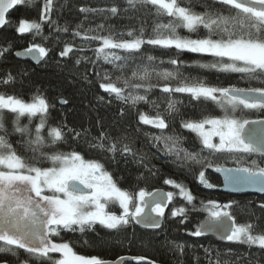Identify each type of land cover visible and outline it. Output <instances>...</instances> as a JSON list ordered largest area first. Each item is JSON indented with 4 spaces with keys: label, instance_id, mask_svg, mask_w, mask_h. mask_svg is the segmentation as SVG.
Here are the masks:
<instances>
[{
    "label": "snow or ice",
    "instance_id": "1",
    "mask_svg": "<svg viewBox=\"0 0 264 264\" xmlns=\"http://www.w3.org/2000/svg\"><path fill=\"white\" fill-rule=\"evenodd\" d=\"M39 19L48 23L49 27H55L57 32H69V27L58 26V20L53 19V12H59L63 8L62 3L54 5V0H39ZM156 4L157 0H149ZM243 9H254L255 16L251 17L254 26L264 25V0H237ZM38 0H0V29H12L17 35L32 34L41 36L43 25L36 20L29 21L20 18L14 21L10 12L18 6L35 7ZM124 7L113 3L107 7L92 8L80 7L78 10L86 16L100 14L106 19L123 18L122 13L135 10L138 6L136 0H123ZM175 0H166V6L174 5ZM212 4L231 6V0H212ZM179 11L188 21V30L203 22L206 14L211 23H223L227 25L233 21L224 13L218 16L213 13L211 7L200 15H188L185 8ZM110 13L111 15H105ZM100 28L108 29V35L95 36V29L90 37L84 33L85 41H100L101 46L94 49L98 60L112 65L114 69L123 73L129 66V61H134L136 53H140L145 44L162 46L175 49L178 54L169 60L170 63L181 66L179 59L181 53H192L199 56L213 58L211 62L195 64L202 70H214L220 73H239L250 80H261L264 83V62L259 60L250 62L249 67H239L235 63L218 64L220 49L234 47L239 43H248L254 47L264 49V42L257 41H231L220 40L214 37L200 39L180 40L175 43H163L159 41L142 39H119L125 33H114L111 25L100 24ZM207 27V26H206ZM73 33L81 37L82 25L76 26ZM126 35L132 37L131 31ZM45 40L47 36L43 37ZM123 50L129 55H114L110 50ZM9 48H0V58H6ZM74 51L72 44H67L60 51L61 57H69ZM83 51V48L79 49ZM38 52L41 56H47L46 48L33 44L26 49V53ZM16 55H19L17 52ZM226 58V57H225ZM81 56L75 60V64H81L82 60H88ZM147 60H153L151 55ZM93 67L95 65L93 64ZM19 75L27 76L28 73L21 70ZM176 74L165 72L163 76L168 79ZM132 79L145 81L150 73L145 68L139 70V65L130 74ZM85 80L88 79L86 75ZM15 77L8 74L0 83L7 85L13 82ZM98 87L109 97H114L123 104L135 107L137 104L152 103L149 93L152 86L134 85L130 87V80L122 75H113L104 72ZM143 90V93H141ZM162 92L166 101V110L157 111L155 117L139 114L137 123L151 125L160 130L158 135H152L153 145H163L164 155L174 157L177 161H187L190 164L200 165L198 171L199 183L213 189L216 185L206 179V170L213 169L223 176V188L232 192L254 190L264 194V119L249 120L243 115H238V110L258 109L264 111V99H253L259 96L264 98V86L252 88H238L211 85L198 77H181L175 87L162 86ZM175 94H187L189 105L193 107L201 105L205 101L214 102L222 111V115L204 116V118L188 117L182 109L187 108L183 100L175 98ZM104 96L98 100L104 101ZM195 102V104H193ZM68 101L61 99L60 104ZM55 104L36 95L32 102H25L17 95L0 94V255L10 256L11 260H0V264H29L35 259L39 264H126L125 258L117 261L108 260L99 256L86 257L77 254L69 242H55V238L62 233L85 234L96 231L99 228L108 230L116 239L124 237L129 242L135 237L136 228L161 229L164 224L165 210L175 196H179L185 203L184 206L173 207L170 217H182L180 223L188 220L191 212H207V219L199 224L194 231L188 233L193 237H202L208 233H219L221 241L236 242L243 245L258 246L264 251V229L252 223L237 225L233 214L228 211L233 203L221 204L209 200L207 204L200 200L197 206V197L183 184L171 178H165L164 184L171 185L178 192L147 191L142 184L158 177L159 170L151 163L146 155L139 154L131 136L126 135L130 126V120H125L126 113L118 111L117 116L124 123L116 121L115 124H105L97 117L96 134L91 135V127L77 130L68 127L61 122L58 126H50V110ZM203 115V113H202ZM21 117H26L28 124L22 125ZM179 117L183 129L195 133L199 138V150L189 151L184 147L182 133L175 129L176 118ZM33 118H38V124L33 123ZM79 143L83 141L89 149H95L103 155L95 160H86L84 156L72 149L67 152L58 150L59 145ZM207 151V155H204ZM259 154V159L252 158ZM111 154V155H109ZM132 162L137 171L130 190L120 186L123 176L110 174L106 163H119V159ZM223 161L224 163H221ZM231 161L236 166H225ZM110 206H116L119 212L112 210ZM151 209L149 214L146 209ZM264 212V203L259 204ZM230 221L231 227L224 222ZM259 232L261 234H255ZM175 247L182 253L183 244ZM20 250L27 255L21 258ZM206 256L210 257V248L203 249ZM58 253L60 258L53 257ZM138 261L143 258H135ZM199 259V257H197ZM148 264H152L151 261ZM207 264H213L211 258ZM224 264H228L225 261ZM249 264H252L250 261Z\"/></svg>",
    "mask_w": 264,
    "mask_h": 264
},
{
    "label": "trees",
    "instance_id": "2",
    "mask_svg": "<svg viewBox=\"0 0 264 264\" xmlns=\"http://www.w3.org/2000/svg\"><path fill=\"white\" fill-rule=\"evenodd\" d=\"M166 1V0H165ZM62 3L63 8L59 12L54 10L53 19L58 20V26L63 28L69 27V32H57L55 27H49L48 23L39 19L38 8L40 2L35 7L18 6L10 17L14 21L20 18L28 19L30 22L36 20L42 23V35L37 37L32 34L23 36L17 35L12 29L0 30V48H9V54L6 58H0V81L7 78L8 74L15 77L13 82L7 85L0 83V94L17 95L25 102H32L36 95L45 97L50 104H55V108L50 110V126H58L61 122L68 127H75L77 130L91 127V135L96 134L97 117H100L107 125L115 124L116 121H122L117 116L118 111H124L127 115L125 120H130L128 131L124 134L132 137L135 147L139 154L146 155L151 163L159 170L160 175L141 186L147 191L162 189L166 191L178 192L171 185L164 184L165 178H171L180 184H183L197 197V206L199 201L203 200L205 204L209 200L217 201L221 204L233 203V207L228 209L233 214L237 225L252 223L264 229V212L259 208L260 203H264V198L259 197H232L221 194L219 189L222 187L223 180L213 169L206 170V179L209 183L216 185L213 189H208L197 182L199 180L198 171L200 165L190 164L187 161H177L174 157H167L163 152V145L156 147L153 145L151 136L158 135L160 130L153 128L151 125L138 124L139 114L149 117H155L157 111L163 113L166 110V101L162 92V86L171 85L175 87L181 77L191 76L198 77L211 85L252 88L264 86L261 80H250L243 74L239 73H220L214 70H202L195 64L211 62L213 58L199 56L192 53H181L179 59L184 62L179 68L170 63L171 58L178 54L175 49L165 48L162 46H151L145 44L140 53H136V59L129 61V66L123 73L117 72L112 65L103 63L98 60L94 49L101 46L100 41H85L84 33L92 36L93 32L88 28L95 29L97 39L101 35H108V29L100 28L98 25H111L114 33H125L124 37L119 39H142L145 42L166 41V40H192L200 39L206 36L218 38L220 40L231 41H261L264 42V25L254 26L251 19L253 15L249 10L235 5L224 6L212 4V0H175L177 10L185 8L188 15H200L211 7L215 15L224 13L228 17H233L227 25L223 23H211L209 17L205 14L203 22L196 25L192 31L188 30L183 17L176 13H169L166 9L156 6L147 0H136L137 7L128 13H122L123 18L106 19L100 14L85 15L78 9L83 6L92 8L107 7L113 0H54V5ZM123 8V0H115ZM105 15H111L110 13ZM82 25L80 29L81 37H76L73 33L77 30L76 26ZM207 26V27H206ZM131 31L132 37L126 35ZM47 36L48 39L43 37ZM38 44L48 51L44 60L39 66H33L29 63L19 62L14 58V53L23 51ZM67 44H72L74 51L69 57H61L60 51ZM83 48V51L79 49ZM114 55H129L123 50H110ZM151 55L153 60H147ZM81 56H86L88 60H82L81 64H75V60ZM218 64H229L223 59H217ZM93 64L95 67H93ZM136 65L139 70L145 68L149 71L150 77L145 81L132 79L130 74ZM21 70L28 73L27 76L19 75ZM104 72H108L115 78L116 75H122L130 80V87L134 85H151L153 90L148 94L150 101H155L159 108L152 103L141 102L135 107L129 104H123L114 97H109L99 87ZM176 74L172 76L169 82L162 81L163 73ZM88 76L85 80L84 77ZM143 93V90H141ZM99 96H104V101L98 100ZM175 98L183 100L189 105V96L187 94H175ZM66 99L67 104L61 105L60 100ZM195 104V102H193ZM182 112L188 117L204 118V116H214L219 118L222 115L221 109L211 101H205L201 105L192 106L182 109ZM203 113V115H202ZM238 115H243L249 120L264 119V111L258 109L238 110ZM22 125L29 123L26 117H21ZM33 123L38 124V118H33ZM177 133H182L184 137V147L189 150H199V138L195 133L183 129L179 117L175 121ZM72 149L79 151L86 160H95L100 158L103 153L95 149H89L81 141L69 144L59 145L58 150L67 152ZM205 151L204 155H207ZM111 155V154H109ZM252 158L259 159V154H254ZM119 159V163H106L110 174L123 176L120 186L125 190H130L135 173L136 166L132 162H125ZM221 163H224L221 161ZM225 166L235 167L236 165L228 161ZM186 202L181 197L175 196L173 201L165 212L164 224L161 229H142L137 226L135 237L129 242L124 237L116 239L108 230L97 226L96 231H89L85 234L80 233H62L61 237L55 238V242H69L74 251L79 255L86 257L99 256L108 260H118L122 257H133L146 259L155 264H207L209 258L213 264H264V251L258 246L243 245L236 242H219L214 238L202 236L193 237L188 235L194 231L199 224L207 219V212H191L189 218L184 223H180L182 217H170L169 213L173 207L184 206ZM112 210L119 212L118 207L110 206ZM255 234H261L256 232ZM176 244H183L184 251L181 253L175 247ZM210 248V257L206 256L203 249ZM21 258H26L28 254L20 250ZM55 258H60L58 253L51 254ZM199 257V259H197ZM12 257L0 255V260H11ZM29 264H39L35 259L29 261Z\"/></svg>",
    "mask_w": 264,
    "mask_h": 264
},
{
    "label": "rangeland",
    "instance_id": "3",
    "mask_svg": "<svg viewBox=\"0 0 264 264\" xmlns=\"http://www.w3.org/2000/svg\"><path fill=\"white\" fill-rule=\"evenodd\" d=\"M147 1L149 2V0H147ZM231 4H232V1H231ZM154 5L160 6L164 9H166L169 13H176L177 15L183 17V19H184V16L181 14V12L179 10H177L175 4L166 6L165 0H157V3ZM251 14L253 16H255L256 13L253 12ZM185 22H186V25L188 27V21L185 20ZM198 24L199 23H197L196 25H198ZM177 41H180V40H166V41H162V42L163 43H175ZM219 52H220V56H221L220 59L225 60L229 64L235 63L239 67H249L250 62L256 61V60L264 62V49L254 47L248 43H239L234 47H228L225 49H220ZM171 78H172V76H170L168 79H165L163 76L162 81L169 82L171 80ZM197 182L199 183V180H197Z\"/></svg>",
    "mask_w": 264,
    "mask_h": 264
},
{
    "label": "water",
    "instance_id": "4",
    "mask_svg": "<svg viewBox=\"0 0 264 264\" xmlns=\"http://www.w3.org/2000/svg\"><path fill=\"white\" fill-rule=\"evenodd\" d=\"M235 5L239 6V7H242L238 2L237 0H231ZM16 9V8H15ZM14 9V10H15ZM14 10H12L10 13H12ZM249 10H252V11H255L254 9H249ZM1 30V29H0ZM17 53V52H16ZM16 53H14V58L19 61V62H23V63H29L33 66H39L41 65V63L43 62L44 60V56H41L38 52H35V53H31V54H28L26 53V50H23V51H18L19 55H16ZM250 98H253V99H264L262 97H259V96H255V97H250ZM222 177V180H223V176L221 174H218ZM165 192H167L166 190H163ZM219 192L221 194H224V195H228V196H232V197H245V196H251V197H259V198H264V194L262 193H259V192H256L254 190H245L243 192H239V193H236V192H232L230 190H226L223 188V184H222V187L219 189ZM169 206V204H168ZM167 206V208H168ZM166 208V210H167ZM165 210V212H166ZM146 211L151 214V209H146ZM203 222V221H202ZM228 227H231V222L230 221H225L224 222ZM139 228H142L140 226H138ZM144 229V228H142ZM204 236H207V237H211V238H214L216 239L217 241L219 242H227V241H221L219 239V233H216V232H213V233H208ZM125 258V261H126V264H148V260L146 259H142V260H137L133 257H123ZM119 260V259H118ZM117 261V260H115ZM152 264H155V263H152Z\"/></svg>",
    "mask_w": 264,
    "mask_h": 264
},
{
    "label": "flooded vegetation",
    "instance_id": "5",
    "mask_svg": "<svg viewBox=\"0 0 264 264\" xmlns=\"http://www.w3.org/2000/svg\"><path fill=\"white\" fill-rule=\"evenodd\" d=\"M247 10H249V9H247ZM250 12H255V11H252V10H249Z\"/></svg>",
    "mask_w": 264,
    "mask_h": 264
}]
</instances>
